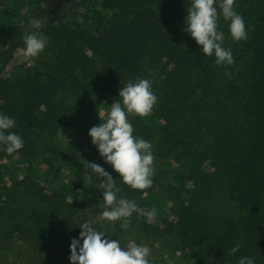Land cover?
Instances as JSON below:
<instances>
[{
  "label": "trees",
  "instance_id": "obj_1",
  "mask_svg": "<svg viewBox=\"0 0 264 264\" xmlns=\"http://www.w3.org/2000/svg\"><path fill=\"white\" fill-rule=\"evenodd\" d=\"M62 1L70 10L50 16ZM190 3L31 0L35 15L47 19L42 30L51 54L42 67L21 64L2 75L17 45L0 50V112L16 120L12 131L24 140L12 155L0 149L10 161L0 180L7 174L12 182L0 186L2 233L30 244L37 264H70L69 244L81 231L71 190L52 176L48 191L40 179L53 168L46 152L57 151L47 141L73 128L75 137L84 135L93 119L99 124L97 109L136 77L150 81L157 102L150 115L130 117L133 135L152 143L154 160L173 158L187 170L176 169V185L152 177L150 188L133 190L94 148L82 163L91 187L101 197L105 180L92 172L94 162L113 175L118 195L144 211L153 201L161 207L157 223L136 213L128 219L143 233L183 244L203 264H237L242 256L264 264V0H235L248 39L232 46L235 62L227 67L182 31ZM218 30L225 32L220 20ZM21 163L27 166L18 179ZM34 164L40 175L31 172Z\"/></svg>",
  "mask_w": 264,
  "mask_h": 264
},
{
  "label": "clouds",
  "instance_id": "obj_2",
  "mask_svg": "<svg viewBox=\"0 0 264 264\" xmlns=\"http://www.w3.org/2000/svg\"><path fill=\"white\" fill-rule=\"evenodd\" d=\"M235 0H191L184 17L182 29L200 47L204 56L215 58L217 66L234 64L231 49L223 46L225 34L218 30V21L228 23V31L233 42L248 39L244 18L234 7ZM46 17H33L30 20L31 31L23 37V48L18 51L25 59L38 57L48 45V37L43 32L47 24ZM228 75V73H226ZM106 114H100V122L88 130L91 144L100 158L109 164L118 174L121 182L133 190H144L152 186L155 172L153 145L139 136L133 135L134 127L130 117L144 118L150 115L157 102L148 79L136 77L123 84ZM102 117V120H101ZM16 120L0 112V148L9 155L24 147L20 134L12 131ZM93 173L104 178L103 210L94 220L80 216L79 236L72 238L69 244L70 264H151V249L146 244L129 241L121 246V241L111 239L104 230L93 225L99 222H121L122 226L136 213L150 222L156 217V210L144 211L134 199L118 195L121 188L115 183L113 175L101 164L89 163ZM171 204V202H169ZM239 245L230 250L235 254ZM237 264H255L254 258L242 256Z\"/></svg>",
  "mask_w": 264,
  "mask_h": 264
},
{
  "label": "rangeland",
  "instance_id": "obj_3",
  "mask_svg": "<svg viewBox=\"0 0 264 264\" xmlns=\"http://www.w3.org/2000/svg\"><path fill=\"white\" fill-rule=\"evenodd\" d=\"M31 0H0V50L8 48L10 42H14L17 45L15 57L5 66L2 75L11 74L15 69H19V65L25 64L26 66H40L42 62L47 59V56L51 54L48 50V46L45 50L36 58L25 59L18 50L23 48V37L26 33L32 29L30 27V20L33 17H38L30 8ZM72 4L68 1H62L57 4L54 11L50 16H62L68 12ZM190 7V5L188 6ZM83 11V7L79 8ZM10 13V14H7ZM7 14V15H6ZM225 26V40L223 46L232 49V46L236 43L233 42L228 31V23L225 22L222 17L219 19ZM232 52V51H231ZM118 94L108 98L106 102L97 109V117L101 113L106 114L109 106L116 100H118ZM102 118V117H101ZM96 119H93V126L97 125ZM74 132V128L66 130L47 141L48 145H54L57 149L56 152L48 151L46 155L52 159L49 163L51 165L50 176L48 175L40 179L43 181L44 187L50 191L51 182L48 179L55 176V185L58 187H65L67 190H71L69 199L77 204L78 212L76 217L79 223H81L80 216H84L90 220H94L95 217L103 210V199L99 197L94 188L89 184L90 177L86 174V167L82 165L84 157L92 155L94 146L91 144L88 131L84 135L75 137L71 132ZM1 149V148H0ZM60 156L63 158L59 157ZM86 162V160H85ZM10 163L8 157L4 154H0V174L3 171L4 165ZM26 163H21L17 167V178H23L25 175ZM155 172L153 177L158 178L159 184H171L176 185L174 180L175 171L177 168L187 170L184 164L176 159H164L157 158L154 160ZM39 166L37 164L31 165V172L33 175H40ZM49 168L48 163L45 164L43 171ZM1 178V176H0ZM5 184H12L10 175H3L0 180V186ZM175 191V189H173ZM154 206H149L148 211L155 209L156 217L152 220V223H157L158 219L162 218V209L153 201ZM101 227V230L107 232L111 239L113 236L115 239L121 241V246H126L128 242L134 241L137 244H146L151 249L150 261L151 264H203V258L199 257L197 253L189 248H183V244L172 241L170 238L154 237L149 234H145L139 230L138 226L130 223L122 226L121 222H114L109 224L107 222L95 223ZM4 223L0 220V264H37L36 254L30 244L24 242L16 236L11 238H5L3 232ZM118 228L121 232H118Z\"/></svg>",
  "mask_w": 264,
  "mask_h": 264
}]
</instances>
